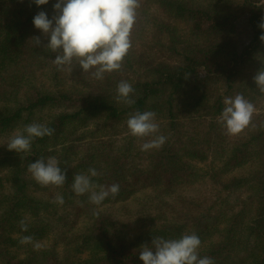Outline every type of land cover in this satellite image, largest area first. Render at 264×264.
I'll list each match as a JSON object with an SVG mask.
<instances>
[{
    "label": "trees",
    "instance_id": "trees-1",
    "mask_svg": "<svg viewBox=\"0 0 264 264\" xmlns=\"http://www.w3.org/2000/svg\"><path fill=\"white\" fill-rule=\"evenodd\" d=\"M262 1L140 0L122 68L98 80L78 64L61 71L52 63L33 18L45 11L51 19L57 0H0V264H143L141 246L153 237L193 232L201 258L264 264V94L253 82L264 67ZM244 19L248 47L219 70L213 59ZM122 80L134 88L132 105L117 100ZM237 94L257 111L229 135L220 116L225 97ZM136 111L157 114L161 148L141 150L151 137L131 135ZM32 123L54 134L9 151V138ZM49 156L67 173L50 193L27 171ZM89 168L99 173L94 183L118 184L119 194L101 205L75 194L74 175ZM57 194L63 205L52 202ZM29 235L39 250L19 243Z\"/></svg>",
    "mask_w": 264,
    "mask_h": 264
},
{
    "label": "clouds",
    "instance_id": "clouds-1",
    "mask_svg": "<svg viewBox=\"0 0 264 264\" xmlns=\"http://www.w3.org/2000/svg\"><path fill=\"white\" fill-rule=\"evenodd\" d=\"M38 7L49 3V0H31ZM140 0H57L53 5L54 15L50 19L45 11H40L33 18L36 29L48 38L44 46L55 53L52 63L57 70H73L79 65L84 73H90L95 79L101 80L105 73L118 71L130 49L133 47L132 31L138 20ZM259 28L264 30V17ZM259 39L264 41V34ZM36 46H41L40 37H33ZM258 92L264 94V67L253 77ZM133 86L121 81L117 86V100L127 105L135 103L132 99ZM225 107L220 116L229 135H236L245 130L252 122L257 111L254 103L242 94L225 97ZM154 111H136L129 114L127 127L134 137H151L142 144L141 150L159 149L167 137L160 135L159 124ZM54 129L43 124L26 125L22 131L14 133L7 143V149L16 153L31 150L34 138L52 136ZM27 171L41 186L61 187L66 182V170H62L56 157H40L36 162L29 163ZM99 173L89 168L87 173L75 174L72 190L77 195H89V202L101 205L110 195L114 198L119 194L120 186L98 185L92 178ZM58 205L65 203L64 197L57 194L52 201ZM96 213L94 212V215ZM22 231H27V224L21 220ZM20 244H33L36 250L41 244L33 236H24ZM201 239L196 233L183 234L177 239H165L155 236L151 246H141L139 259L143 264H215L210 257L201 258L199 249Z\"/></svg>",
    "mask_w": 264,
    "mask_h": 264
},
{
    "label": "rangeland",
    "instance_id": "rangeland-1",
    "mask_svg": "<svg viewBox=\"0 0 264 264\" xmlns=\"http://www.w3.org/2000/svg\"><path fill=\"white\" fill-rule=\"evenodd\" d=\"M261 5L264 6V0L262 1ZM249 23L250 21L248 19L241 20L237 25L236 31L229 39L226 48L222 51V53H220L213 59L214 63L217 65V67H219V70L221 68L224 69V65L227 62H233L238 59L240 54H242L247 49L249 40L251 39V29ZM30 176L32 178L31 173ZM47 187L50 193L53 190L52 185H49ZM125 223L130 224V222L127 220Z\"/></svg>",
    "mask_w": 264,
    "mask_h": 264
}]
</instances>
